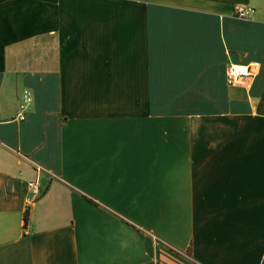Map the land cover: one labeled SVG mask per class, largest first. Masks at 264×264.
<instances>
[{
  "label": "crops",
  "instance_id": "1",
  "mask_svg": "<svg viewBox=\"0 0 264 264\" xmlns=\"http://www.w3.org/2000/svg\"><path fill=\"white\" fill-rule=\"evenodd\" d=\"M0 264H264V0H0Z\"/></svg>",
  "mask_w": 264,
  "mask_h": 264
},
{
  "label": "built area",
  "instance_id": "2",
  "mask_svg": "<svg viewBox=\"0 0 264 264\" xmlns=\"http://www.w3.org/2000/svg\"><path fill=\"white\" fill-rule=\"evenodd\" d=\"M249 7L246 6H235L234 11L239 16H246ZM260 64L258 61H251L248 63H235L228 67L227 74L230 81L243 80L245 78L254 76L258 73ZM33 101V95L29 88L23 90V96L21 100V105L19 112L17 113V119L23 121L27 118V111L30 107V104ZM29 188L33 193H39L40 187L38 182L31 180L28 182Z\"/></svg>",
  "mask_w": 264,
  "mask_h": 264
},
{
  "label": "trees",
  "instance_id": "3",
  "mask_svg": "<svg viewBox=\"0 0 264 264\" xmlns=\"http://www.w3.org/2000/svg\"><path fill=\"white\" fill-rule=\"evenodd\" d=\"M26 220H27V216H26Z\"/></svg>",
  "mask_w": 264,
  "mask_h": 264
}]
</instances>
